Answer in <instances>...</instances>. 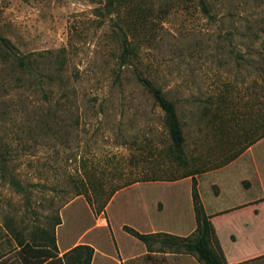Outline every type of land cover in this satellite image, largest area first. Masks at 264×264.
<instances>
[{
  "label": "rangeland",
  "instance_id": "rangeland-1",
  "mask_svg": "<svg viewBox=\"0 0 264 264\" xmlns=\"http://www.w3.org/2000/svg\"><path fill=\"white\" fill-rule=\"evenodd\" d=\"M111 1L0 0V264L35 261L11 230L26 240L57 216L44 264H76L57 240L90 246L93 264H119L132 240L121 264H179L162 236L147 255L123 226L192 236V185L210 211L256 192L243 191L252 155L264 177V137L244 148L264 116V0ZM135 73L173 102L185 164ZM220 178L234 192L216 199Z\"/></svg>",
  "mask_w": 264,
  "mask_h": 264
},
{
  "label": "trees",
  "instance_id": "trees-1",
  "mask_svg": "<svg viewBox=\"0 0 264 264\" xmlns=\"http://www.w3.org/2000/svg\"><path fill=\"white\" fill-rule=\"evenodd\" d=\"M113 2L114 0L105 5H111ZM199 2L201 4L202 9L206 11V6L203 0H199ZM97 9L101 12L100 7ZM101 13H103V11ZM123 50L127 53L128 47L124 45ZM135 75L138 82L152 96L153 101L163 113V121L170 138L169 152L170 154H172V159L174 160V162L176 161L179 164H185L186 160L184 158L183 149L184 136L173 102L166 99L161 89L155 86L151 80L147 79L146 77H143L139 73H135ZM262 119L263 121L260 126V133L255 137V139L249 140L245 144L244 148H247L252 143L264 136V116L262 117ZM239 153L240 152L230 154L229 157L225 158V161L227 162L235 158ZM186 175H189V172L182 174L181 176ZM11 182L16 187H20L19 183L16 180H11ZM191 198L196 221L194 234L192 236H177L162 232L144 234L138 232L137 230L129 226H123V229L127 233L131 234L132 236L147 244L154 237L162 236V242L166 243L168 246H170L176 251L194 254L196 258L202 262V264H226L224 262L223 257L211 245L213 228L208 216L204 212L199 194L193 185L191 188ZM59 222V216H57L54 218L53 223H51L50 227L39 225L32 226V229L28 232L29 239H27V241H25L20 236L18 231L11 230L13 232V235L15 236L14 238L17 241V245L21 249L20 251L28 253L31 257L32 255L36 256V260H32L31 263L29 262L28 264H37L38 262L42 261L43 258L50 257L48 250L55 249L56 247L54 238V227ZM70 251L76 254V264H90L92 256V248L90 246L77 244L72 247Z\"/></svg>",
  "mask_w": 264,
  "mask_h": 264
},
{
  "label": "crops",
  "instance_id": "crops-1",
  "mask_svg": "<svg viewBox=\"0 0 264 264\" xmlns=\"http://www.w3.org/2000/svg\"><path fill=\"white\" fill-rule=\"evenodd\" d=\"M263 137H261L260 139H262ZM260 139L252 143L247 149L251 151L252 147ZM241 155L238 157H241ZM251 159L253 162V171H251L249 175H245V177L243 178L245 181V185L247 186V188H244L243 191H245V193H248L249 191L254 190L256 191L254 194L238 202H233L221 207H213L210 211L206 209L204 203L202 202L204 211L210 216L215 234L219 239V244L226 264H264V177L260 169L258 168L255 156L252 155ZM195 175L196 174L193 173L182 178L189 177L190 179H192V177H195ZM238 180L239 178H237L236 181L238 182ZM217 185L219 187V196H214V198L216 199L229 196L232 192H234V186L231 185L229 179L225 180L224 178H220ZM58 225H60V222L56 226ZM151 227L152 229L148 231V234L161 232L156 231L154 229V226ZM179 233L180 234H177V236H187L185 234H182L181 232ZM25 241H27V239ZM128 242L130 241L128 240ZM131 242L132 243L130 246L132 248H125V251H120V256L116 257V261L119 264L124 263L126 260L134 259L137 257L138 252L135 247L134 241L132 240ZM145 245H147V248L145 250V253L147 255L155 253L154 248L150 249V246L147 243H145ZM57 246L59 248V256H56V259L61 258L72 248L71 246L66 249H61L59 247L58 240ZM17 247L19 246L17 245ZM185 253L186 252L181 253L173 251L170 252V256L173 255L175 258H172V261L179 264H198L194 256ZM96 255L97 253L94 252L90 264L94 263L96 257H98ZM99 257L101 258L100 263L98 264H107L104 263L106 262V260L104 259V254L99 255ZM51 259V256L47 257L46 259L43 258L42 261L38 262L37 264H44ZM30 260L31 259H28V261ZM61 260L63 261L62 258Z\"/></svg>",
  "mask_w": 264,
  "mask_h": 264
}]
</instances>
